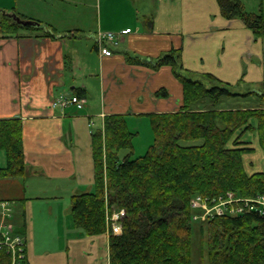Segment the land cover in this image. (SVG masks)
Wrapping results in <instances>:
<instances>
[{
    "label": "crops",
    "instance_id": "obj_1",
    "mask_svg": "<svg viewBox=\"0 0 264 264\" xmlns=\"http://www.w3.org/2000/svg\"><path fill=\"white\" fill-rule=\"evenodd\" d=\"M92 1L94 28L75 24L68 11L41 14L29 0H7L0 8L1 15L17 12L43 25L0 38V120H21L26 164L22 177L0 179V201L12 204L26 264H109L108 231L81 233L70 200L93 190L92 134L103 129L106 115H123L128 123L179 110L183 93L173 68L155 69L151 61L179 50L185 72L210 74L231 87L247 83L249 92L264 94V38L223 17L216 0H149V8L142 0H118L106 2L104 13L102 0ZM99 32L115 33L118 45H99ZM161 90L166 97L155 96ZM79 91L81 110L51 106L56 96Z\"/></svg>",
    "mask_w": 264,
    "mask_h": 264
},
{
    "label": "trees",
    "instance_id": "obj_2",
    "mask_svg": "<svg viewBox=\"0 0 264 264\" xmlns=\"http://www.w3.org/2000/svg\"><path fill=\"white\" fill-rule=\"evenodd\" d=\"M216 1L223 17L240 20L256 38H264V0H260L257 13L248 12L240 0ZM13 16L33 21L17 12L1 15V39L19 37L23 30L37 31L17 23ZM46 35L52 36L50 31ZM151 63L155 69L173 68L182 86L179 110L147 115L153 144L136 158L132 157L136 134L129 130L125 116L106 115L103 129L92 134L93 190L70 200L73 224L88 236L105 233L107 216L124 210L121 233L109 235V264H192L195 222L191 198L226 192L250 197L264 192V171H245L242 156L253 149L241 141L246 132L257 130L264 148V109L220 106L226 97L258 94L236 93L231 85L210 74L185 72L179 50ZM76 95L83 97L84 91ZM155 96L167 95L161 90ZM21 134L20 119L0 120V152L5 156L0 179L25 174ZM122 150L128 154L121 158ZM198 226L201 234L205 231L208 264H264V217H217ZM2 256V264H6L8 257Z\"/></svg>",
    "mask_w": 264,
    "mask_h": 264
},
{
    "label": "rangeland",
    "instance_id": "obj_3",
    "mask_svg": "<svg viewBox=\"0 0 264 264\" xmlns=\"http://www.w3.org/2000/svg\"><path fill=\"white\" fill-rule=\"evenodd\" d=\"M31 5L35 3L37 12L46 13V15H52L63 10L68 11L69 13L74 14L73 21H76L75 24H83L87 27H93L95 25V18L97 15L98 6L95 7L92 0H29ZM149 0H142L140 6L143 8H149ZM245 9L248 12L257 13L260 8V0H240ZM7 0H0V8L6 4ZM109 2V4H117L118 0H102L101 8L102 12H105L104 4ZM19 3H24L25 0H19ZM53 7V8H52ZM55 10V11H52ZM44 10H47L44 11ZM50 11V12H49ZM77 11L79 16H77ZM1 16V14H0ZM35 16H37L35 14ZM28 19V18H27ZM74 24V23H73ZM264 83V82H262ZM243 84V83H242ZM247 84V83H246ZM233 86L231 89L236 93L249 92L251 87L249 84ZM262 94L264 93V84L260 86ZM259 87V88H260ZM264 95V94H263ZM236 99V100H235ZM223 102L220 103L221 107L225 106H239V105H248L253 106L252 109H259L264 106V99H261L260 96H247V98H224ZM129 130L136 134L133 138V158L143 156L148 148L153 144V132L149 122V118H141L135 120H129L127 123ZM253 126L255 122L253 121ZM241 141H247L249 146L252 148V152L246 153L242 156V162L245 168V171L248 174H253L259 171H264V148L260 142V138L257 130H252L246 132L242 137ZM128 154L127 150H122L119 152V156L122 158ZM190 204V203H189ZM191 208V207H190ZM192 210V209H191ZM192 212H194L192 210ZM197 224V225H196ZM199 223L193 224L192 227V264H208L207 253H206V235L205 231L201 234Z\"/></svg>",
    "mask_w": 264,
    "mask_h": 264
},
{
    "label": "built area",
    "instance_id": "obj_4",
    "mask_svg": "<svg viewBox=\"0 0 264 264\" xmlns=\"http://www.w3.org/2000/svg\"><path fill=\"white\" fill-rule=\"evenodd\" d=\"M96 40L99 45L108 43L114 47L119 43V38L112 32H99ZM51 106L61 112L69 106L81 110L83 100L76 95L62 93L53 99ZM190 207L194 211L192 220L199 224L217 217H240L246 214L264 217V192L250 197H243L234 192H226L217 197L195 195L190 200ZM12 216V204L0 201V264L3 263L2 255L8 257L6 264H24L26 261V240L15 232L11 223ZM124 216L123 209L115 210L107 216L109 233L113 235L121 233V221Z\"/></svg>",
    "mask_w": 264,
    "mask_h": 264
},
{
    "label": "water",
    "instance_id": "obj_5",
    "mask_svg": "<svg viewBox=\"0 0 264 264\" xmlns=\"http://www.w3.org/2000/svg\"><path fill=\"white\" fill-rule=\"evenodd\" d=\"M14 20L21 24L22 26H29V27H32V28H39L40 27V24L38 22H35V21H21L19 20L16 16H13Z\"/></svg>",
    "mask_w": 264,
    "mask_h": 264
}]
</instances>
